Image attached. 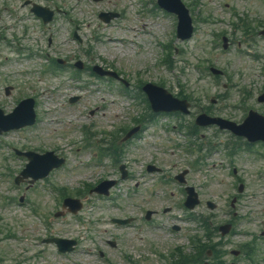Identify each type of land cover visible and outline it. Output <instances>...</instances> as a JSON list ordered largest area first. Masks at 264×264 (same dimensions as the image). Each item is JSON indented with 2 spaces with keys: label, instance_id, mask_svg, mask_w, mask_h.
Here are the masks:
<instances>
[{
  "label": "rangeland",
  "instance_id": "374dc122",
  "mask_svg": "<svg viewBox=\"0 0 264 264\" xmlns=\"http://www.w3.org/2000/svg\"><path fill=\"white\" fill-rule=\"evenodd\" d=\"M58 1L66 19L60 17L43 30L18 0H0V109L7 114L18 100L33 97L37 115L32 128L5 133L0 142V264H174L171 255L176 247L185 255H194L190 238L197 235L203 241V231L192 219L188 221L182 207V186L173 179L184 170L186 186L193 187L199 198L192 213L208 222L211 233L217 236L215 226L234 221V235L223 237L219 248L225 253L218 257L204 253L201 258L209 264H245L242 254L233 257L229 252L254 239L256 262L264 264V239L258 234L264 231V148L254 144L231 162L225 144L230 146L236 138L229 132L216 126L196 127V134L187 136L194 117L204 112L235 123H241L249 109L263 114L264 104L256 98L264 93V39L256 31L264 26V0H182L194 25L188 41L176 39L175 17L156 9L154 0H142L143 6L137 0L141 4L134 6L137 14L128 8L129 0ZM114 11L120 16L108 24L98 18L101 12ZM70 17L83 30L82 35L76 31L80 43L71 37L74 25L67 23ZM239 19L252 29L251 46L244 43L242 31L234 30ZM134 33L137 47L128 40ZM222 35L233 42L226 51L221 49ZM114 36L117 42L110 43ZM31 46L41 51L42 59L18 61L15 48L27 54ZM248 50L252 54H247ZM166 53L170 67L161 61ZM55 59L120 72L129 82L130 99L120 94L117 83L96 80L89 72L80 73L79 80L67 79L66 73L51 78L43 69ZM209 66L223 70V77L213 78ZM137 81L138 90L131 86L138 85ZM148 82L175 98L181 91L189 97L193 93L190 114H158L132 141L123 142L119 134L115 145L120 152L115 162L108 157L98 166L89 164L94 152L109 144L111 134L121 127H132L133 120L147 111L143 101L137 98L134 104L132 99L143 97L140 84ZM6 86L13 87L8 96L3 92ZM242 95L243 104L239 103ZM71 97L78 100L69 104ZM47 103H52L51 112L46 111ZM99 105L102 108L96 110ZM80 126L93 133L89 140L92 148L84 147ZM13 148L50 150L65 158V165L30 188L26 184L15 186L12 177L26 161L11 155ZM119 165L128 171L124 180L119 179ZM147 165L159 172L147 173ZM232 168L244 185L239 195ZM109 178L117 181L112 190L114 200L84 191L86 184ZM54 187H61L71 198L88 196L76 216L54 217L62 201ZM233 197L236 201L231 207ZM207 202L214 205L213 210ZM147 210L155 212L151 226L142 223ZM127 217H133L135 223L120 227L111 222V218ZM173 226L180 228L172 231ZM48 237L73 239L77 245L72 252L62 254L55 245L41 243ZM109 241H115V247ZM34 252L39 258L32 259Z\"/></svg>",
  "mask_w": 264,
  "mask_h": 264
},
{
  "label": "water",
  "instance_id": "95a60500",
  "mask_svg": "<svg viewBox=\"0 0 264 264\" xmlns=\"http://www.w3.org/2000/svg\"><path fill=\"white\" fill-rule=\"evenodd\" d=\"M180 5V4H179ZM181 6V5H180ZM182 7V6H181ZM183 9V8H182ZM184 11V10H183ZM185 12V11H184ZM184 15H185V13H184ZM185 22H186V24H188V30H189V32L191 31V28H190V26H189V20H187V18H186V20H185ZM163 94H165L166 95V93L164 92V91H161ZM168 96V95H167ZM213 122V121H212Z\"/></svg>",
  "mask_w": 264,
  "mask_h": 264
},
{
  "label": "bare ground",
  "instance_id": "6f19581e",
  "mask_svg": "<svg viewBox=\"0 0 264 264\" xmlns=\"http://www.w3.org/2000/svg\"><path fill=\"white\" fill-rule=\"evenodd\" d=\"M87 25L89 26L90 24H87ZM114 37H115V36H114ZM117 40H118V39H117L116 37H115V38H112V37L109 38V42H110V43H114V42L116 43Z\"/></svg>",
  "mask_w": 264,
  "mask_h": 264
}]
</instances>
